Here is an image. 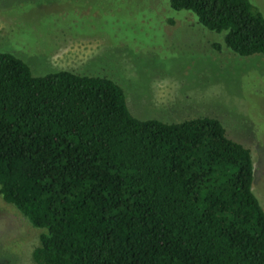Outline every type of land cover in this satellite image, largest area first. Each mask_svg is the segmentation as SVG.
I'll return each mask as SVG.
<instances>
[{"label": "trees", "instance_id": "1", "mask_svg": "<svg viewBox=\"0 0 264 264\" xmlns=\"http://www.w3.org/2000/svg\"><path fill=\"white\" fill-rule=\"evenodd\" d=\"M168 6L234 55L264 57L248 0ZM252 179L218 120H140L106 77H35L0 53V200L39 231L33 264H264Z\"/></svg>", "mask_w": 264, "mask_h": 264}, {"label": "rangeland", "instance_id": "2", "mask_svg": "<svg viewBox=\"0 0 264 264\" xmlns=\"http://www.w3.org/2000/svg\"><path fill=\"white\" fill-rule=\"evenodd\" d=\"M168 1L0 0V53L35 77H106L140 120H218L250 152L251 191L264 213V57L234 55L222 34ZM248 1L264 17V0ZM38 235L0 200V264H33Z\"/></svg>", "mask_w": 264, "mask_h": 264}]
</instances>
